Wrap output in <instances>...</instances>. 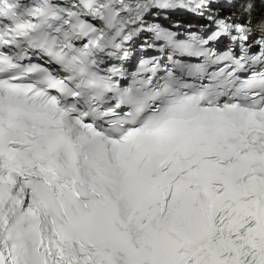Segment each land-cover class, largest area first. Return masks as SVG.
Returning <instances> with one entry per match:
<instances>
[{"label": "snow or ice", "instance_id": "obj_1", "mask_svg": "<svg viewBox=\"0 0 264 264\" xmlns=\"http://www.w3.org/2000/svg\"><path fill=\"white\" fill-rule=\"evenodd\" d=\"M253 7L0 0V264H264Z\"/></svg>", "mask_w": 264, "mask_h": 264}]
</instances>
